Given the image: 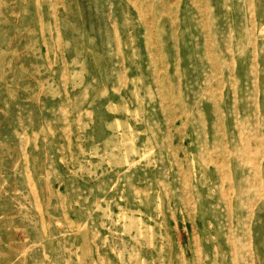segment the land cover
<instances>
[{"label": "rangeland", "instance_id": "rangeland-1", "mask_svg": "<svg viewBox=\"0 0 264 264\" xmlns=\"http://www.w3.org/2000/svg\"><path fill=\"white\" fill-rule=\"evenodd\" d=\"M0 264H264V0H0Z\"/></svg>", "mask_w": 264, "mask_h": 264}]
</instances>
